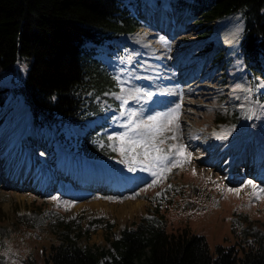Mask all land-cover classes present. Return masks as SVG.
<instances>
[{
  "label": "rangeland",
  "instance_id": "rangeland-1",
  "mask_svg": "<svg viewBox=\"0 0 264 264\" xmlns=\"http://www.w3.org/2000/svg\"><path fill=\"white\" fill-rule=\"evenodd\" d=\"M136 12L143 25L131 35L120 38L117 42L120 52L116 50L113 59L110 56L106 59L118 71L121 80L128 82L122 86V96L127 97L135 92L136 89L129 90L134 77L147 78L151 82L152 79L158 80L154 88L141 83L137 86V89L154 93L152 99L148 100L152 101L149 106L147 101H136L138 105L133 106L128 103L131 107L127 105L134 110L143 108L142 118L156 111H166L176 103L182 105L178 142L185 144L188 151L193 153L191 162L173 168L166 179L153 187H148L153 179L147 176L149 173H130L128 167L121 163L122 168H115L111 175L108 169H91L80 160L79 166L88 173L87 179L80 180L68 173L81 184H87L92 178L111 188H121L124 182L119 178H124L128 190L122 193L98 191L77 195L85 189L71 190L76 187L73 182L60 176L44 179L39 187L29 181H23L25 186L19 187L0 183V264L41 263L38 256L45 258L50 247L59 243L58 235L65 233L67 224L72 230V238L81 247L113 250L112 241L119 239L123 230L142 216L155 217V208L165 219L167 231L189 229L194 234L204 236L213 255L220 245L240 248L246 238L243 235L248 231L253 234L264 231V197L256 199L252 195V187L244 186L249 180L259 188H264V185L249 177L238 186L232 185L236 182L226 184L224 173L220 175L217 171L216 162L221 161L220 155L223 159L229 156L225 157L219 149L216 150V143L213 145V140L229 126L216 122L225 116L226 111H220L231 105H247L243 99L246 76L238 58L239 43L244 32L242 18L232 15L215 20L212 25L214 34L202 38L198 25L189 23L183 14L175 12L173 8L157 12L155 8L145 10L143 6H137ZM202 31L205 33L206 29ZM161 38L167 43L162 42ZM18 77L19 74L13 77L4 73L0 80H3L2 84L13 87L19 81ZM237 85L241 87L237 88ZM166 96L171 99L162 103L160 99L164 98L165 101ZM20 102L21 96L10 95L0 108V121L3 120L0 126V156H9L4 158L6 161L13 160L9 166L14 171L19 161L16 155L22 156V147L28 137L24 124L20 123L21 119L25 120V104L17 117L19 123L11 124V111ZM141 103L143 105H139ZM152 104L162 107L148 109ZM251 107L256 117L249 123L250 135L256 140L257 147L264 146V103H253ZM102 120L105 121L106 117ZM119 120L126 122L125 117L119 116ZM122 124H116L110 130L121 132ZM75 130L82 132L79 128ZM211 145L214 148L212 153ZM42 147H37V144L31 146L35 158L33 163H36V167L39 163H52L55 169L60 158L56 155L52 161L49 154L51 147L46 143ZM68 157L61 153L62 166H69L65 161ZM244 157L258 162L261 155L254 154V149H248ZM2 162L0 160V165ZM33 163L30 171L35 169ZM242 168L237 167L238 170ZM91 171L95 173L91 175ZM12 179L17 180L14 176ZM59 185L70 188L69 192L59 191ZM228 189L240 191L237 193ZM53 197L58 199L53 200ZM69 203L71 207H66Z\"/></svg>",
  "mask_w": 264,
  "mask_h": 264
},
{
  "label": "trees",
  "instance_id": "trees-1",
  "mask_svg": "<svg viewBox=\"0 0 264 264\" xmlns=\"http://www.w3.org/2000/svg\"><path fill=\"white\" fill-rule=\"evenodd\" d=\"M137 1L0 0V76L20 77L13 87L0 80V108L11 93L21 95L35 124L53 129L67 149L118 165L119 153L107 147V137L115 133L107 131L106 125L84 129L82 135L74 127H84L88 119L107 110L120 109L116 97L121 84L104 61L108 53L103 49H116L121 35L142 26L133 10ZM161 1L154 5L158 10ZM166 1L198 25L202 38L213 34L215 20L241 14L245 33L240 52L254 76L250 87L255 90L264 81V0ZM254 97L257 102L264 100L258 91ZM224 114L236 130H244V120L252 112L231 108ZM156 213L126 227L112 241L110 251L81 247L67 224L65 233L58 235L59 243L50 247L45 258L38 256L42 261L37 264H264V231H248L240 248L220 245L213 255L204 236L189 229L169 232L158 208Z\"/></svg>",
  "mask_w": 264,
  "mask_h": 264
},
{
  "label": "snow or ice",
  "instance_id": "snow-or-ice-1",
  "mask_svg": "<svg viewBox=\"0 0 264 264\" xmlns=\"http://www.w3.org/2000/svg\"><path fill=\"white\" fill-rule=\"evenodd\" d=\"M161 40L167 43L163 41V38ZM116 79L121 84V92H124L120 78L116 77ZM245 91L250 95L252 89H245ZM153 95L154 93L143 89H136L127 97L117 95L116 98L121 101L119 115L126 118V122L121 125L125 130L107 137L110 142L107 147L119 153L120 163L126 165L129 171L135 172L139 169L151 173L153 179L148 187L161 183L173 168L183 167L186 163H190L193 157V153L188 151L187 146L178 142L179 116L182 106L180 103H176L174 107L166 111H156L146 118H142L143 108L139 110L126 108L129 100L146 102L151 100ZM113 119L115 121L117 118ZM167 133L171 135H166ZM217 138L224 139L226 136ZM100 144L104 146L103 141ZM193 174H195V169H193ZM244 186L252 187V195L256 199L264 197V188H259L253 181H247ZM228 191L239 193L240 189H228ZM52 199L57 200L58 198L53 197ZM66 207H71V204L69 203Z\"/></svg>",
  "mask_w": 264,
  "mask_h": 264
},
{
  "label": "bare ground",
  "instance_id": "bare-ground-1",
  "mask_svg": "<svg viewBox=\"0 0 264 264\" xmlns=\"http://www.w3.org/2000/svg\"><path fill=\"white\" fill-rule=\"evenodd\" d=\"M235 31H237V30H235ZM157 82H158V80L156 81L155 79H152V82H151L150 79L145 78V79H142L141 84L142 85H145V86L151 85L150 88H154V87H156L158 85ZM138 85L139 84H137L135 82L134 86H131L130 85L129 90L137 89V86ZM129 101L132 102V103L134 102V105H138V103L136 102V100H129ZM147 103H148V106H149L152 103V101H147ZM139 105H143V103H141ZM23 107H24V104L22 103L20 106L16 107V109L11 114V124H12V126L15 125L14 124L15 122H18L19 123L17 117L21 114V110H22ZM20 123H23L24 124V128L27 127V122L26 121L24 122L21 119V122ZM33 160H34V157L32 156L31 152H25V153H23V156L21 157V161L20 160L18 161V164H17V167L18 168L10 176V179H12V177L14 176L18 181H27V182L29 181L31 183H36L37 186L39 187L40 184L42 183L41 181L44 180V177L39 175V172H38L37 169L36 170L33 169L32 171H30L31 165L33 163ZM65 161H67L69 163V166L67 165L66 167L68 168L69 173L71 175L76 176L80 180L87 179L88 173L87 172H84V170L81 169V166H79L80 160L73 159L72 157L69 156L68 159H65ZM75 172H77V173H75ZM94 173H95V171H91V175H93ZM235 178L236 177H234V179Z\"/></svg>",
  "mask_w": 264,
  "mask_h": 264
}]
</instances>
